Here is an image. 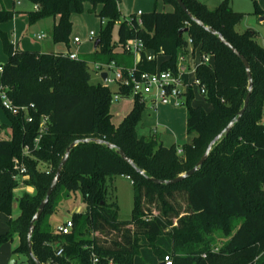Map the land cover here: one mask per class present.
I'll return each mask as SVG.
<instances>
[{
    "label": "trees",
    "instance_id": "obj_1",
    "mask_svg": "<svg viewBox=\"0 0 264 264\" xmlns=\"http://www.w3.org/2000/svg\"><path fill=\"white\" fill-rule=\"evenodd\" d=\"M162 1L173 9L155 7L143 12L141 26L134 13L130 21L122 18L120 0H31L36 9H0V26L21 13L31 24L58 17L53 38L68 47L72 15L84 11L87 3L105 20L96 38L100 39L98 47L77 59L71 58L70 52L19 49L0 27L7 55L0 72L1 85L7 87L16 106L25 107L16 114L6 109L12 133L10 138L0 139V214L11 216L14 203H18L20 214L13 229L20 244L14 252L26 254L31 264L36 262L27 241L30 222L67 148L88 138L115 144L146 175L105 143L90 141L75 146L36 222L32 252L41 264H90L93 253L98 264H161L166 255H171L172 264H264V46L255 30L237 31L244 13L235 11L228 0L214 8L200 0H183L195 18L222 34L247 58L254 86L242 118L213 145L195 174L172 185L155 183L151 177L173 179L199 162L212 140L238 116L249 87L244 63L218 35L188 17L176 0ZM254 3V13L264 15L258 2ZM117 23L118 40L114 41L112 30ZM183 28L188 30L181 34ZM136 38L143 41L145 51L156 52L152 61L145 51L141 53L140 71L177 73L181 59L188 61L194 56L190 48L200 49L202 57L212 56V63L201 60L195 68L211 107L206 110L193 104L194 91L188 92L184 101L188 106L187 131L193 136L183 146L167 147L154 134H138L137 125L147 107L139 97H134L131 111L116 126L110 111L114 91L102 81L92 82L89 60L133 67L134 55L116 49ZM159 55L165 57L160 64ZM184 75L187 78L188 74ZM120 91L130 95L125 87ZM14 159L26 166L23 182L34 188L33 193L15 194L20 183L14 178ZM115 175H129L133 181L134 208L129 220H120L117 202L110 201L107 180ZM60 190H81L86 204L84 212L73 213V227L67 234L51 229L46 222ZM11 239L12 232L0 235V243ZM60 247L63 253L57 255Z\"/></svg>",
    "mask_w": 264,
    "mask_h": 264
},
{
    "label": "rangeland",
    "instance_id": "obj_2",
    "mask_svg": "<svg viewBox=\"0 0 264 264\" xmlns=\"http://www.w3.org/2000/svg\"><path fill=\"white\" fill-rule=\"evenodd\" d=\"M147 1V5L144 2ZM212 4H220L223 0H208ZM230 6L237 12L244 13L243 18L239 21L237 30L242 32L247 28H253L257 32V39L259 42H264V20L261 18L264 15L255 14V0H228ZM259 4H264V0H256ZM146 4V3H145ZM91 4L87 3L82 12H77L72 15V31L70 34V47L64 42H55L53 38V28L58 17L49 16L37 20L34 23H29L26 14H19L12 20L2 23L1 29L7 32L9 39L14 44L19 42L20 48L39 49L42 51H64L70 53H79L82 56H88L94 52L95 40H90L89 34L91 31L95 32L96 37L100 34L102 21L97 16L94 10H91ZM160 11H171L173 7L165 4L162 0H120L119 10L122 18H128L131 14L139 8L149 12L154 8ZM16 9L20 11H29L34 9V4L31 0H0V9ZM100 5L97 7V11ZM25 15V16H24ZM118 23L114 25L112 30V39L118 40ZM38 35H44L38 38ZM81 39L80 44H75V38ZM117 50H120L118 45ZM6 54L3 49V43L0 38V65L3 66L6 62ZM164 58L163 55L158 56V63ZM200 60V53L196 51L195 56L191 55L190 59V78H194L195 62ZM96 63L92 60L88 61V67L91 71L92 82L101 81L96 73ZM101 63V62H100ZM184 70V69H183ZM186 70V69H185ZM184 70V71H185ZM254 86V85H253ZM1 87V80H0ZM114 91L115 86L111 87ZM147 107L142 113L140 123L137 125V132L140 136L148 137L151 132H154L158 141L164 146H171L190 142L193 134L187 131L188 106L183 103L180 106L176 105V100L169 97L167 101L159 100L155 104H151L150 97H147ZM134 103V96H124L119 100H113L110 105V111L113 115L112 121L118 126L124 117L131 111ZM193 104H202L205 108L210 109V104L206 101L205 96L202 95L198 87H194ZM2 112L6 115V127L0 130V137H8L12 130L9 127V117L6 109L1 105ZM40 167L44 168L41 164ZM110 201H116L119 210L118 216L120 220H129L132 218L134 208V185L133 182L125 175H115L109 177L107 180ZM27 185L20 184L15 190V194L20 196ZM86 204L84 202L81 190L66 193L65 190H60L59 196L56 199L52 212L46 218L51 226V229L56 230L58 226L66 223L75 212H84ZM20 214L18 203L15 202L11 216L0 214V235L12 232V239L0 243V264H11L14 255H19V259L14 264H31L27 255L24 253L16 254L14 251L20 244L18 234L13 229V224Z\"/></svg>",
    "mask_w": 264,
    "mask_h": 264
},
{
    "label": "built area",
    "instance_id": "obj_3",
    "mask_svg": "<svg viewBox=\"0 0 264 264\" xmlns=\"http://www.w3.org/2000/svg\"><path fill=\"white\" fill-rule=\"evenodd\" d=\"M143 14L142 10H138L134 13L137 18L138 25H142L143 21L141 19V15ZM128 21L131 20V15L127 18ZM105 20H102L104 23ZM44 35H39L38 38H42ZM90 40H96L95 32L91 31L89 34ZM191 43L192 40H189ZM75 44H80L81 39L76 37ZM121 52L132 53L136 58L134 60L133 67H125L117 64L115 61H111L109 63H96L95 69L98 74L100 80L103 82L101 78L102 72H107V80L103 82L104 84L112 87L115 86L113 100H119L124 97L121 93V87H125L130 90V95L134 97H139L141 101L146 102L150 97L153 102L167 100L169 97H173L176 100V105L180 106L184 103L188 92L192 89L194 91V87H198L199 91L202 95H206L207 90L205 85H203L199 79L195 76L193 79L190 78L189 72L184 71L179 68L178 72L175 73L172 70H161L157 69L155 72H147L140 71L137 68V64L140 58V55L143 51H145V47L143 41L139 38L128 41L125 44L119 45ZM70 57L73 59L78 58V54L70 53ZM210 57L205 56L202 57V60L208 63H212L210 61ZM3 67L0 66V72H2ZM185 73L188 74L187 78H185ZM112 100V101H113ZM0 103L1 105L16 114L19 111L25 110V107L16 106L12 100L10 99L7 93V87L1 85L0 87ZM28 120H30L28 118ZM44 123L47 121V117L44 118ZM264 125V123H263ZM39 139H37V142ZM179 153H182V149L178 150ZM14 178L19 181L20 184H24V179L27 178L26 166L20 162L18 159H14ZM128 179H131L129 175L126 176ZM133 182V181H132ZM73 227V222L70 219L66 221V223L57 227L56 231L62 234H67L71 231ZM63 248L60 247L56 254L62 255ZM173 259L171 255H166L164 257V264H172ZM99 258L95 253L92 254V259L90 264H98Z\"/></svg>",
    "mask_w": 264,
    "mask_h": 264
},
{
    "label": "water",
    "instance_id": "obj_4",
    "mask_svg": "<svg viewBox=\"0 0 264 264\" xmlns=\"http://www.w3.org/2000/svg\"><path fill=\"white\" fill-rule=\"evenodd\" d=\"M176 1L180 5V7L183 9V11L188 15V17L193 19L199 25L205 26L204 23L201 20H199L198 18H195L192 15L191 11L187 8V6L183 2V0H176ZM262 19H264V17H262ZM205 28L208 29L211 33L218 35L220 41L222 43H224L229 49H231L242 60V62L244 63V66H245V69H246V73H247L248 79H249L248 93H247L245 101H244V107L239 111L238 116L236 118H234L227 125V127L212 140V142L209 144L205 154L202 156V158L199 160V162L192 169L186 171L185 173H182L181 175H179V176H177V177H175L173 179H169V180H161V179L152 178V177L150 178L152 181H154L155 183H158V184H166V185L176 184V183L181 182L182 180L192 176L193 174H195L201 168V166L204 164V162L207 160V158H208V156H209V154H210V152L212 150L213 145L215 143H217L219 140H221L225 135H227V134H229L231 132L234 124L242 118L244 112L246 111V109L248 108L249 103H250L251 95H252V92H253L254 81H253V77H252V72H251V67H250L249 61L247 60V58L243 54H241V52L237 48H235L228 40H226V38L222 34L218 33L215 29H212V28H210L208 26H205ZM187 30H188V28H183V29L180 30V33L182 34V33L186 32ZM99 43H100V39H96L95 43H94L95 48L98 47ZM145 52H146L147 58L150 61L156 59V52H155L154 49H147ZM101 78H102L103 82H106V80H107V72H102ZM90 141H94L96 143H105V144H107V146L110 149H116L117 153L122 157L123 160H125L127 163L132 165L134 168H136V170L138 172H140L142 175H146V172L144 170L139 169L136 166V164L134 163L133 159H131L122 149H118L115 144L107 143L104 140L99 139V138H93V139H89L88 138V139H82V140L74 141L67 148L66 154L61 159V161H60V163H59V165H58V167L56 169L55 175H54V177H53V179L51 181V184H50V186H49V188L47 190L46 196L41 201L37 212L34 214L32 220L30 222L28 235H27V241H28L29 252L32 255V257H33L34 261L36 262V264H41L39 259L36 258L33 255V252H32V236H33V234L35 232V229H36V222L40 219L42 213L45 210L46 205L49 202V199H50L51 195L53 194V192L55 191V189L57 188V186L59 184L63 168H64V166L66 165V163L68 161L69 154H70L71 150L75 146L80 144V143H86V142H90ZM18 259H19V255H14V257H13V259L11 261V264H14ZM161 264H164V263L162 262Z\"/></svg>",
    "mask_w": 264,
    "mask_h": 264
},
{
    "label": "crops",
    "instance_id": "obj_5",
    "mask_svg": "<svg viewBox=\"0 0 264 264\" xmlns=\"http://www.w3.org/2000/svg\"><path fill=\"white\" fill-rule=\"evenodd\" d=\"M18 1V0H17ZM201 2H203V3H205V4H207V6H209L210 8H214V7H216V6H218L219 4H212L211 2H209L208 0H200ZM224 1V0H223ZM222 1V2H223ZM146 3V4H145ZM259 4V3H258ZM144 5H147V1L146 2H144ZM259 6L261 7V9H263L264 10V4L262 3V4H259ZM37 7L34 5V9H36ZM16 10V9H15ZM138 10H142L144 13L145 12H147V11H145V10H143V9H141V8H139V9H137L136 11H138ZM135 11V12H136ZM25 12V11H24ZM150 12V11H149ZM17 15H19V14H17ZM16 15V16H17ZM21 15H23V13H21ZM25 16V15H24ZM26 17H27V15H26ZM264 17V16H263ZM264 19H262L261 18V21H263ZM57 22V21H56ZM56 22H55V24H56ZM237 26H238V24H237ZM237 26H236V29H237ZM248 29H252V30H255V29H253V28H247V29H245L244 31H242V32H240V31H238V32H240V33H243V32H245L246 30H248ZM256 31V30H255ZM39 36V35H38ZM114 41H117V40H114ZM259 42V41H258ZM261 45H263L264 46V42L263 43H261V42H259ZM17 48H19V49H23V50H35V51H39V52H45V53H48V52H64V51H42V50H39V49H26V48H20V44H19V42L17 43V44H14ZM95 47V46H94ZM191 49V52H193L194 53V56H195V53H196V51H198V53H200V49H196V50H192V48H190ZM117 50V49H116ZM68 52H70V51H68ZM117 53H121V51L120 50H117L116 51ZM65 53H67V52H65ZM6 54V53H5ZM76 54H78V56H82V55H80L79 53H76ZM6 57H7V55H6ZM135 56H134V60H135ZM165 59V57L160 61V63L163 61ZM191 59V58H190ZM190 59L188 60V61H185V59L184 58H182L181 59V61H180V65H179V68H181V69H186L185 71H187V72H190L189 70H190ZM201 60H202V55H201V53H200V60L196 63L195 62V67H194V76H195V68H196V66L201 62ZM6 61H7V58H6ZM5 61V62H6ZM157 61H158V57H157ZM210 61L211 62H213V59H212V57H210ZM1 66V65H0ZM190 75V74H189ZM148 101V100H147ZM147 101H146V105H147ZM163 101H167V100H163ZM150 102H151V104H155L156 102H153L152 100H150ZM134 104V103H133ZM195 105H198V104H195ZM199 105H202V104H199ZM178 106V105H177ZM133 107V106H132ZM206 110H209V109H207L206 108ZM6 120H8L7 119V117H6V115L2 112V109H1V106H0V130L1 129H3L4 127H6V125H5V121ZM8 125H9V127H10V121L8 122ZM153 134H155L154 132H151L150 133V135H153ZM11 137V135L10 136H8V137H6V138H4V137H0V139H8V138H10ZM181 149V148H180ZM181 154V153H180ZM22 191H28V192H30V193H33L34 192V188L32 187V186H26V188H22ZM56 231V230H55Z\"/></svg>",
    "mask_w": 264,
    "mask_h": 264
}]
</instances>
